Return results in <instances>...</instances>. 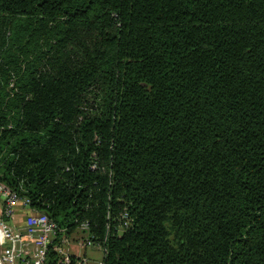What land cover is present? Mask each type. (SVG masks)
<instances>
[{"label":"trees","instance_id":"obj_1","mask_svg":"<svg viewBox=\"0 0 264 264\" xmlns=\"http://www.w3.org/2000/svg\"><path fill=\"white\" fill-rule=\"evenodd\" d=\"M0 183L102 264H264V0H0Z\"/></svg>","mask_w":264,"mask_h":264},{"label":"built area","instance_id":"obj_2","mask_svg":"<svg viewBox=\"0 0 264 264\" xmlns=\"http://www.w3.org/2000/svg\"><path fill=\"white\" fill-rule=\"evenodd\" d=\"M17 207L28 208V202L0 183V247H4L0 264H102V252L91 242L84 225L79 227L83 235L73 237V232L59 228L44 214L31 211L25 231H12L7 220ZM94 252L100 260L93 258Z\"/></svg>","mask_w":264,"mask_h":264},{"label":"crops","instance_id":"obj_3","mask_svg":"<svg viewBox=\"0 0 264 264\" xmlns=\"http://www.w3.org/2000/svg\"><path fill=\"white\" fill-rule=\"evenodd\" d=\"M27 213V216L24 218L21 214ZM31 215V210L27 207H17L12 219L7 220L8 226L12 231H25L26 218ZM76 252V251H75ZM95 256V255H93ZM99 256V255H98Z\"/></svg>","mask_w":264,"mask_h":264},{"label":"rangeland","instance_id":"obj_4","mask_svg":"<svg viewBox=\"0 0 264 264\" xmlns=\"http://www.w3.org/2000/svg\"><path fill=\"white\" fill-rule=\"evenodd\" d=\"M22 216H24V218L27 216V213H23V214H21ZM81 229L80 228H78L77 230H75V231H73V237H79V236H82L83 235V233L80 231ZM2 248H4V247H0V251L2 250ZM93 255H95V256H93V258H95V259H97V260H100L101 259V256L98 254V253H96V252H94V254ZM99 255V256H98Z\"/></svg>","mask_w":264,"mask_h":264}]
</instances>
